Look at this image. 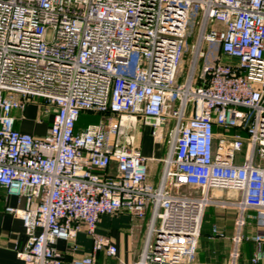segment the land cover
Listing matches in <instances>:
<instances>
[{
    "label": "built area",
    "instance_id": "2783aa9c",
    "mask_svg": "<svg viewBox=\"0 0 264 264\" xmlns=\"http://www.w3.org/2000/svg\"><path fill=\"white\" fill-rule=\"evenodd\" d=\"M34 98L55 109L43 136L15 128L12 111ZM82 111L103 117L78 127ZM139 126L166 145L156 185ZM0 185L26 201L6 207L22 217L24 264H61L57 242L80 231L92 252L72 264L114 256L96 227L120 212L147 217L134 264H196L209 205L237 211L238 264L244 214L264 226V0H0ZM251 239L259 264L264 232Z\"/></svg>",
    "mask_w": 264,
    "mask_h": 264
},
{
    "label": "crops",
    "instance_id": "0c3cea01",
    "mask_svg": "<svg viewBox=\"0 0 264 264\" xmlns=\"http://www.w3.org/2000/svg\"><path fill=\"white\" fill-rule=\"evenodd\" d=\"M38 111L40 112L39 108ZM34 113V107L29 104L23 110H13L15 128L21 132L43 136L50 127L52 116L41 120L36 118ZM157 153L156 150H147L146 153H143L145 156L156 159L152 160L156 162H153L148 170V181L154 185L158 183L162 169L159 159L163 155ZM210 194L221 199L231 195L229 191L225 190H211ZM25 206L24 197L8 194L6 189L0 185V264H24L16 254L17 250L24 247L27 240L22 217L18 213L7 212L6 207L21 210ZM231 209L220 205H209L205 209L194 259L196 264L228 263L233 247L232 237L236 233L237 219V211L235 208ZM248 218L241 229L242 239L238 245V264L249 263L256 249V243L251 237L264 232V226L257 224L252 217V212H249ZM146 225L147 217L138 218L128 212L101 215L96 233L109 237L116 245L117 252L114 256H108L104 250H99L95 254L93 264H134L144 245ZM214 229L217 232H214ZM92 246L91 236L84 231L78 232L74 240H59L56 245L62 254L61 264H72L73 257L89 255L92 252ZM262 253L263 257L259 264H264V243Z\"/></svg>",
    "mask_w": 264,
    "mask_h": 264
},
{
    "label": "rangeland",
    "instance_id": "374dc122",
    "mask_svg": "<svg viewBox=\"0 0 264 264\" xmlns=\"http://www.w3.org/2000/svg\"><path fill=\"white\" fill-rule=\"evenodd\" d=\"M190 29H191L190 34L192 35V33L194 32V22L193 21H191ZM191 35H189L190 37L188 36V39H187V46H186L185 52H184V62H183L182 74L178 78L179 82H182L184 80L186 73H187L188 60L190 58L189 46L191 44V41L193 40V37ZM214 56L223 62L228 61V59L225 58L224 55H221L220 53H218V51L217 52L214 51ZM212 57H213V52L211 50H208L207 51V60H211ZM205 63L206 62H204L203 60L200 61L199 65H198L197 75L200 73V70L202 69V67ZM40 103H42L41 99L34 98L32 100H29L26 105L29 104V105H32L34 107V111H35L34 115L36 118H39L41 120H46L49 116H52V118H53L54 113H55L54 107L41 106L42 108H40V112H39L38 111V108H39L38 105ZM43 107H45V109H43ZM102 117L103 116L100 113H95L93 111H82L79 115V120L77 122V126L78 127H85L89 123L98 122ZM137 141H138V144L140 146L142 153H146L147 150H156L158 152L157 154L164 155V153L166 151V145L164 143L155 142L151 137L150 130L145 128V127L139 126L138 132H137ZM244 152H245V147H243L241 151L237 152L236 158L238 159L239 162H241L243 160ZM153 162H156V161H149L148 162V168L151 164H153ZM182 191H184V189ZM185 191H186V189H185ZM228 208L231 209L232 207H228ZM233 209H231V210H233ZM249 212L247 211L244 214L245 220L249 219L248 218Z\"/></svg>",
    "mask_w": 264,
    "mask_h": 264
},
{
    "label": "water",
    "instance_id": "95a60500",
    "mask_svg": "<svg viewBox=\"0 0 264 264\" xmlns=\"http://www.w3.org/2000/svg\"><path fill=\"white\" fill-rule=\"evenodd\" d=\"M228 191H229L230 194H231L228 198H234V199L237 198V196H236L237 192H236V191H232V190H228ZM234 194H235V195H234Z\"/></svg>",
    "mask_w": 264,
    "mask_h": 264
}]
</instances>
